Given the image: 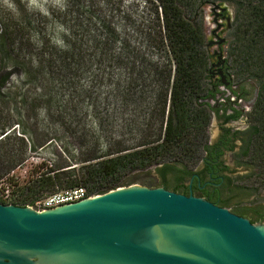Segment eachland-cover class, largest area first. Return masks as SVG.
<instances>
[{
  "label": "rangeland",
  "instance_id": "374dc122",
  "mask_svg": "<svg viewBox=\"0 0 264 264\" xmlns=\"http://www.w3.org/2000/svg\"><path fill=\"white\" fill-rule=\"evenodd\" d=\"M15 3L19 16L0 7V201L6 203L9 193L10 201L30 204L51 191L33 194L50 171L55 175L70 165L78 175L84 165L156 139L174 65L162 43L164 30L155 0H68L66 11L52 10L53 20L69 30L64 37L68 50L51 44L47 17L28 13L22 0ZM225 5L233 19V8ZM201 22L208 44L207 27H216L210 7H203ZM34 32L42 46L32 42ZM224 37L226 58L230 33ZM217 50L208 48L211 55ZM254 86L249 82L253 98ZM254 102L242 103L245 115L237 122L224 126L213 116L210 143H217L224 128L246 130ZM236 145L224 156L237 173L232 177L233 192L222 200L231 212L239 210L253 224L264 225L256 213L258 207L264 208V193H252L259 185L246 179V170L236 165L234 153L241 142ZM146 175L155 188L162 187L156 171L133 172L129 186L146 187L141 183ZM166 179L175 184L173 175ZM54 190H61L59 184Z\"/></svg>",
  "mask_w": 264,
  "mask_h": 264
},
{
  "label": "trees",
  "instance_id": "16d2710c",
  "mask_svg": "<svg viewBox=\"0 0 264 264\" xmlns=\"http://www.w3.org/2000/svg\"><path fill=\"white\" fill-rule=\"evenodd\" d=\"M155 1L157 18L164 30L162 43L169 48L174 65L172 83L163 94L157 138L130 151H119L117 156L102 157L95 164L84 165L78 175L70 165L62 167L68 169L55 175H50L53 172L50 171L39 180L38 191L33 194L51 190L47 193L50 195L59 184L61 190L82 186L89 194L102 195L132 185L134 181L129 176L135 171L142 174L156 171L162 179V187L189 195V186L184 183L208 159L216 156V146L210 143L208 134L213 116H218L224 123L237 121L242 116L241 111L230 103L226 105L217 101L221 92L219 85L214 87L211 81L212 56L201 22L200 7L205 1L229 4L234 10L226 51V62L235 78L230 89L234 95L243 98L252 94L248 89L249 82H253L257 89L250 125L233 135V141L241 142L234 157L236 165L246 170L245 178L257 181L259 189L254 187L252 193L259 190L264 193V0ZM168 99L169 111L166 110ZM236 148L237 145H232L228 151L234 152ZM168 175H173L174 185L167 181ZM149 176L146 175L141 183L155 188ZM228 182L227 192L231 193L233 178ZM221 203L227 208L224 200ZM234 213L242 215L239 210ZM256 213L264 221V208L258 207Z\"/></svg>",
  "mask_w": 264,
  "mask_h": 264
},
{
  "label": "water",
  "instance_id": "95a60500",
  "mask_svg": "<svg viewBox=\"0 0 264 264\" xmlns=\"http://www.w3.org/2000/svg\"><path fill=\"white\" fill-rule=\"evenodd\" d=\"M0 264H264V225L162 187L43 212L0 202Z\"/></svg>",
  "mask_w": 264,
  "mask_h": 264
},
{
  "label": "flooded vegetation",
  "instance_id": "af4514ba",
  "mask_svg": "<svg viewBox=\"0 0 264 264\" xmlns=\"http://www.w3.org/2000/svg\"><path fill=\"white\" fill-rule=\"evenodd\" d=\"M205 6L210 7L213 15V23L216 25L215 28L207 27L206 32L210 34V42L207 44V48H209L210 46H217L218 48V50L215 51L212 55L209 53L212 56L210 60L211 81L213 82L214 87L215 85H219V90L221 92V95H219L217 101L218 103L226 105L227 103H230L233 107L241 111L242 116L240 117V119H242L245 115V108H243L244 105H242V103H253L256 97L253 98L252 94H250L247 95L246 98H243L238 95H234L231 92L232 90L230 89L231 84L233 83V79L228 67V63L226 62V58H224L222 46L226 42L224 36L225 34L229 33L232 26V15L229 12V8L225 4L215 1L203 2L200 7L201 14L203 13V7ZM221 86L223 87V89H221ZM232 89L235 90V87L232 86ZM214 103L215 102L212 101V104ZM229 113L232 112L230 111ZM217 118L224 126L231 122H237L240 120L239 119L237 121L224 123L218 116ZM235 132L236 131H233L230 128H224L219 140L216 144H214L216 146L215 158L208 159V162H206L204 165H201L188 180L189 195L193 194V196L195 197L202 198L213 203L214 205L225 208L224 206H222L221 201L229 188L228 181L237 173V171L233 170L226 163L224 156L226 152H229L228 148L230 146L237 144V141H233V135ZM178 194L185 195L183 193ZM237 215L246 218L243 215Z\"/></svg>",
  "mask_w": 264,
  "mask_h": 264
},
{
  "label": "clouds",
  "instance_id": "9594fccd",
  "mask_svg": "<svg viewBox=\"0 0 264 264\" xmlns=\"http://www.w3.org/2000/svg\"><path fill=\"white\" fill-rule=\"evenodd\" d=\"M22 3L28 13H38L50 20L47 25V33L51 44L60 50H68L70 46L66 43L64 37L70 35L69 30L52 18V10L59 12L67 10L68 0H22ZM0 7L11 12L14 16H19V9L15 0H0ZM31 39L38 47L42 46L43 41L40 40L39 33L34 32Z\"/></svg>",
  "mask_w": 264,
  "mask_h": 264
},
{
  "label": "built area",
  "instance_id": "2783aa9c",
  "mask_svg": "<svg viewBox=\"0 0 264 264\" xmlns=\"http://www.w3.org/2000/svg\"><path fill=\"white\" fill-rule=\"evenodd\" d=\"M95 196L97 195L89 194V191L85 187L79 186L75 188L55 191L50 195H45L44 197L35 199L30 204H20L10 201L9 193L6 194L5 199L8 205L9 204H13L17 206L24 205L23 207H29L35 211L43 212L49 209L56 208L61 205L76 203L86 198H91ZM2 203L6 204L5 202Z\"/></svg>",
  "mask_w": 264,
  "mask_h": 264
}]
</instances>
